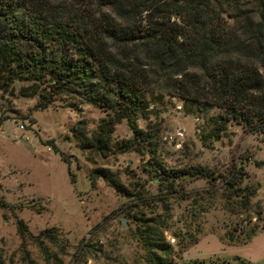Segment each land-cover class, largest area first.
<instances>
[{
  "label": "rangeland",
  "instance_id": "obj_1",
  "mask_svg": "<svg viewBox=\"0 0 264 264\" xmlns=\"http://www.w3.org/2000/svg\"><path fill=\"white\" fill-rule=\"evenodd\" d=\"M25 85L0 79V264H155L141 243L146 225L169 244L168 264H264V229L244 243L225 235L264 223V133L229 124L215 137L209 119L219 109L201 113L156 91L135 120L140 138L131 141L121 119L104 148L81 149L71 130L82 121L92 137L105 112L64 96L37 109L36 95L20 96ZM196 166L214 176L213 187L180 173ZM99 169L118 187L93 177ZM231 172L252 192L245 208L225 190ZM17 220L29 236L20 239ZM48 228L57 239L42 240L43 254L36 236Z\"/></svg>",
  "mask_w": 264,
  "mask_h": 264
},
{
  "label": "trees",
  "instance_id": "obj_2",
  "mask_svg": "<svg viewBox=\"0 0 264 264\" xmlns=\"http://www.w3.org/2000/svg\"><path fill=\"white\" fill-rule=\"evenodd\" d=\"M0 79L26 83L19 94L36 95L37 109L64 96L105 112L92 137H86L82 121L71 130L81 149L104 148L103 137L121 119L132 131L131 141L140 138L135 120L156 91L201 113L219 109L209 119L215 137L229 124L264 133V0H0ZM180 173L214 186L203 167ZM92 175L118 187L102 169ZM224 184L240 197L241 207L248 206L252 192L234 172ZM147 220L154 218L142 219ZM153 227L145 226L141 243L150 261L168 264L171 248L159 242ZM263 229L264 223L254 224L225 235L244 243ZM16 233L29 236L20 220ZM36 239L46 254L42 240L55 242L57 233L44 229ZM234 260L189 264H250Z\"/></svg>",
  "mask_w": 264,
  "mask_h": 264
},
{
  "label": "water",
  "instance_id": "obj_3",
  "mask_svg": "<svg viewBox=\"0 0 264 264\" xmlns=\"http://www.w3.org/2000/svg\"><path fill=\"white\" fill-rule=\"evenodd\" d=\"M122 221V224H124V221L123 220H121Z\"/></svg>",
  "mask_w": 264,
  "mask_h": 264
}]
</instances>
